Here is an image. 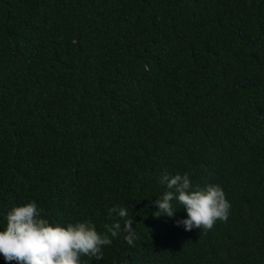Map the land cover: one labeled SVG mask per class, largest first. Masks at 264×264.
Instances as JSON below:
<instances>
[{"label": "trees", "instance_id": "1", "mask_svg": "<svg viewBox=\"0 0 264 264\" xmlns=\"http://www.w3.org/2000/svg\"><path fill=\"white\" fill-rule=\"evenodd\" d=\"M165 172L227 221L156 216ZM32 200L102 234L128 209L135 246L85 264H264V0H0V231Z\"/></svg>", "mask_w": 264, "mask_h": 264}, {"label": "clouds", "instance_id": "2", "mask_svg": "<svg viewBox=\"0 0 264 264\" xmlns=\"http://www.w3.org/2000/svg\"><path fill=\"white\" fill-rule=\"evenodd\" d=\"M160 183L166 185L161 198L155 200L160 215L173 217L177 207L175 201L187 212V218L176 221L186 231L193 228L208 231L216 221L226 222L231 204L222 187L208 184L204 187L193 186L187 173L169 175L165 172ZM109 213H115L120 220L105 225L107 233L97 231L91 221H77L61 224L42 218V209L35 200L14 206L7 213V225L0 231V254L7 264H85L83 257L101 261L103 248L109 246L121 231L124 240L134 247L139 238L133 227V218L128 217V209L113 207Z\"/></svg>", "mask_w": 264, "mask_h": 264}]
</instances>
